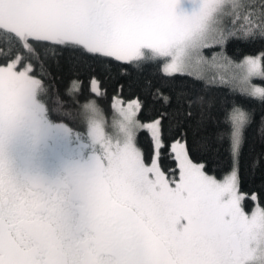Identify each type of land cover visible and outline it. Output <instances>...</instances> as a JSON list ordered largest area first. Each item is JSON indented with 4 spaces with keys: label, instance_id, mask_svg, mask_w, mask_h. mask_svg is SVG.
Masks as SVG:
<instances>
[{
    "label": "snow or ice",
    "instance_id": "snow-or-ice-1",
    "mask_svg": "<svg viewBox=\"0 0 264 264\" xmlns=\"http://www.w3.org/2000/svg\"><path fill=\"white\" fill-rule=\"evenodd\" d=\"M257 37L264 0H0V264H264V206L246 210L237 166L250 109L233 101L224 112L217 135L233 167L222 178L194 161L186 132L171 144L176 167L166 168L163 121L199 127L206 97L157 90L172 111L145 123L144 101L125 100L123 86L102 108L95 73L89 97L80 98L79 79L57 92L41 58L154 62L170 80L227 85L264 103V52L227 50Z\"/></svg>",
    "mask_w": 264,
    "mask_h": 264
},
{
    "label": "trees",
    "instance_id": "trees-1",
    "mask_svg": "<svg viewBox=\"0 0 264 264\" xmlns=\"http://www.w3.org/2000/svg\"><path fill=\"white\" fill-rule=\"evenodd\" d=\"M227 50L234 58L257 55L264 52V39L259 37L247 40L234 39L229 42ZM41 58L48 63V71L57 92L63 94L74 79H79L82 82L80 98L89 97L91 94L89 81L95 73L102 78L107 93L100 101L102 108L109 110L111 97L119 93L123 86L122 96L125 100L140 97L144 101L145 106L139 116L143 122H151L159 113L172 111L159 101L157 90L163 91L165 95H171L178 88H183L193 95L206 97L209 102L207 115L199 127L195 122H189L187 127H181L183 121L178 122L174 117L163 121V146L160 152L162 164L166 168L176 167L171 144L180 138V132H186L190 155L194 161L204 163L209 173L217 178L226 175L233 167V159L228 141L219 138L217 134L223 130L224 112L231 103L238 101L244 104L252 112V123L245 131L238 159L239 188L248 196L245 200L246 210H251L257 203L264 206V134L260 131L264 125V103L234 94L227 85L207 84L204 80H195L191 77L170 80L162 74L160 65L154 62L136 68L115 61L110 64L101 61L84 64H70L63 60L54 62L43 52ZM256 82L261 83L259 80ZM73 111L71 107L67 109L69 119L72 120L75 119ZM137 139L145 156L150 157L154 149L150 133L147 130L138 131ZM252 195L258 198L257 201L251 199Z\"/></svg>",
    "mask_w": 264,
    "mask_h": 264
},
{
    "label": "rangeland",
    "instance_id": "rangeland-1",
    "mask_svg": "<svg viewBox=\"0 0 264 264\" xmlns=\"http://www.w3.org/2000/svg\"><path fill=\"white\" fill-rule=\"evenodd\" d=\"M254 82H255V83H257V84H259V83H258V82H256V81H254ZM145 123H147V122H145ZM255 206H256V204H255ZM255 206H254V207H255ZM254 207H253V208H254Z\"/></svg>",
    "mask_w": 264,
    "mask_h": 264
}]
</instances>
